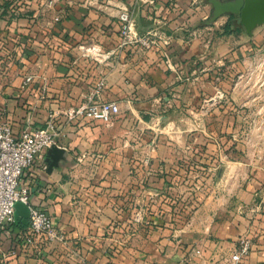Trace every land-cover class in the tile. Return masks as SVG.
Wrapping results in <instances>:
<instances>
[{"label":"crops","instance_id":"1","mask_svg":"<svg viewBox=\"0 0 264 264\" xmlns=\"http://www.w3.org/2000/svg\"><path fill=\"white\" fill-rule=\"evenodd\" d=\"M20 2L17 13L0 6V119L18 134L56 113L64 155L49 169L45 150L23 182L66 240L26 242L29 222L6 224L0 264H221L244 233L253 250L240 264H264V141L239 156V142L207 125L208 102L223 115L225 79L192 66L204 48L184 31L203 0ZM124 8L139 34L159 30L169 43L122 45ZM102 79L100 98L117 100L120 114L69 119ZM183 114L199 120L186 126Z\"/></svg>","mask_w":264,"mask_h":264},{"label":"built area","instance_id":"2","mask_svg":"<svg viewBox=\"0 0 264 264\" xmlns=\"http://www.w3.org/2000/svg\"><path fill=\"white\" fill-rule=\"evenodd\" d=\"M17 4V5H16ZM20 0H10L12 13L20 11ZM121 44H140L145 48H151L164 41L169 43V36L162 35L159 30H148L145 34H139L135 29L133 13L124 8L118 15ZM32 75L25 77L28 83ZM104 79L100 80L90 95L81 104L67 110L69 119L77 116H85L90 119L111 121L120 114L121 107L117 100L100 98V92L105 86ZM59 134L56 123V113H50L44 126L37 128H25L16 134L10 121L0 119V229L6 224L15 222L16 203L23 202L29 207V229L23 238L26 242H33L37 238H45L50 241L64 242L65 234L60 231L52 218L41 206L32 201L31 191L23 182V177L36 158L53 145H58ZM253 250V241L247 234H241L237 239V246L230 260L221 264H240Z\"/></svg>","mask_w":264,"mask_h":264},{"label":"rangeland","instance_id":"3","mask_svg":"<svg viewBox=\"0 0 264 264\" xmlns=\"http://www.w3.org/2000/svg\"><path fill=\"white\" fill-rule=\"evenodd\" d=\"M1 1L0 4L5 2ZM209 9L210 5H207V8L202 7L200 17L192 21L191 24L201 20L209 13ZM230 18L228 15L222 16L213 25H201L195 32L189 25L184 31L190 47L197 50L204 48L205 51L191 57L192 66L200 68L206 66V71L210 72L212 76L215 74L214 70L218 69L225 79L223 115H218L217 112V116H215V105L213 101L208 102L205 117L207 125L212 126V130L216 126L218 130V127L222 126L223 140L239 142V146L233 149V153L245 156L250 151L249 142L264 141V40L253 42L254 38L246 37L240 30L234 29L232 26L230 29L225 28ZM251 45L255 46L253 52L250 50ZM236 49H240L238 56L232 53ZM188 74L191 81H194L192 79L194 75H191L190 72ZM231 82L235 83L233 88ZM213 89L212 86L211 91ZM232 91H234L233 95ZM208 92H210V88ZM195 99L191 102V106L198 108V100ZM183 118V123L186 126H189L192 120H199L198 117L190 115H184ZM231 126L235 131H230ZM179 263L190 264L187 261Z\"/></svg>","mask_w":264,"mask_h":264},{"label":"water","instance_id":"4","mask_svg":"<svg viewBox=\"0 0 264 264\" xmlns=\"http://www.w3.org/2000/svg\"><path fill=\"white\" fill-rule=\"evenodd\" d=\"M203 2L206 6L210 5L209 13L201 20L190 24L191 30H195L201 25H213L225 15L231 17L232 27L234 29L239 28L248 38L253 37L255 31L264 26V0H203ZM47 151L48 166L51 169L59 163L65 148L55 144ZM29 215V207L18 201L16 203L15 222H29Z\"/></svg>","mask_w":264,"mask_h":264},{"label":"trees","instance_id":"5","mask_svg":"<svg viewBox=\"0 0 264 264\" xmlns=\"http://www.w3.org/2000/svg\"><path fill=\"white\" fill-rule=\"evenodd\" d=\"M5 1L3 4H0V6H9L10 5V0H3ZM227 26H225V28H229L230 29V26H232V22L229 20L226 24ZM238 30H240L239 28H237ZM2 65V63H1Z\"/></svg>","mask_w":264,"mask_h":264}]
</instances>
